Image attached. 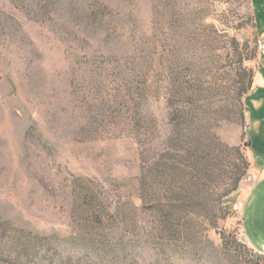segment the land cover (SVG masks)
I'll list each match as a JSON object with an SVG mask.
<instances>
[{
	"label": "rangeland",
	"instance_id": "374dc122",
	"mask_svg": "<svg viewBox=\"0 0 264 264\" xmlns=\"http://www.w3.org/2000/svg\"><path fill=\"white\" fill-rule=\"evenodd\" d=\"M263 34L264 0H0V264H264Z\"/></svg>",
	"mask_w": 264,
	"mask_h": 264
},
{
	"label": "trees",
	"instance_id": "16d2710c",
	"mask_svg": "<svg viewBox=\"0 0 264 264\" xmlns=\"http://www.w3.org/2000/svg\"><path fill=\"white\" fill-rule=\"evenodd\" d=\"M80 14V18L82 19V20H87V21H91V20H94V21H96L98 18V16L100 15V12L98 11V10H96V11H94V10H91V11H88V10H81L80 12H79ZM77 16V15H76ZM253 144H251V148H252V150L253 151H255V152H259V153H261V154H263L264 155V143H262V144H259V143H256V142H252ZM163 212H165V211H162V213ZM99 213H96L95 211H91V218L94 220V222L93 223H96V224H101V221H100V219H101V217H99V215H98ZM163 215H164V220H168V214L165 212V213H163ZM92 220V221H93ZM95 224V225H96ZM16 238H15V235L14 236H12V240H15ZM238 245L240 246V247H242L247 253H252V250L251 249H249V248H247V246L245 245V244H241L240 242L238 243ZM93 249V248H92ZM94 251H96V252H98L99 253V256H100V258H104V257H106L107 255H110V254H112V257H116V253L114 252L115 250H114V248H112V247H99L98 246V248H96V249H93ZM10 251V250H9ZM11 252V251H10ZM12 253H13V251H12ZM9 256V255H8ZM102 256V257H101Z\"/></svg>",
	"mask_w": 264,
	"mask_h": 264
},
{
	"label": "crops",
	"instance_id": "0c3cea01",
	"mask_svg": "<svg viewBox=\"0 0 264 264\" xmlns=\"http://www.w3.org/2000/svg\"><path fill=\"white\" fill-rule=\"evenodd\" d=\"M263 35H264V34H263ZM256 79H257V76H256L255 80H256ZM254 83H255V82H254ZM250 95H251V93H250ZM250 95H249V96H250Z\"/></svg>",
	"mask_w": 264,
	"mask_h": 264
},
{
	"label": "built area",
	"instance_id": "2783aa9c",
	"mask_svg": "<svg viewBox=\"0 0 264 264\" xmlns=\"http://www.w3.org/2000/svg\"><path fill=\"white\" fill-rule=\"evenodd\" d=\"M238 208H241V205H238Z\"/></svg>",
	"mask_w": 264,
	"mask_h": 264
}]
</instances>
